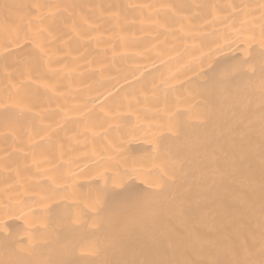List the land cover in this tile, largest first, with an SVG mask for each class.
Masks as SVG:
<instances>
[{
	"label": "bare ground",
	"instance_id": "6f19581e",
	"mask_svg": "<svg viewBox=\"0 0 264 264\" xmlns=\"http://www.w3.org/2000/svg\"><path fill=\"white\" fill-rule=\"evenodd\" d=\"M0 264H264V0H0Z\"/></svg>",
	"mask_w": 264,
	"mask_h": 264
}]
</instances>
